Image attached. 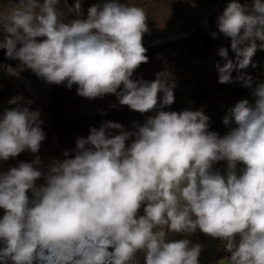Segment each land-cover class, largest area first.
Masks as SVG:
<instances>
[{
  "label": "clouds",
  "instance_id": "clouds-1",
  "mask_svg": "<svg viewBox=\"0 0 264 264\" xmlns=\"http://www.w3.org/2000/svg\"><path fill=\"white\" fill-rule=\"evenodd\" d=\"M59 2L0 4V49L21 62L19 71L68 89L77 85V95L89 100L115 94L132 111L160 110L134 131L113 122L91 128L86 139L77 138L74 158L65 151L47 174L38 156L0 173V264H139L138 252L145 264H198L200 245L167 241L168 233L197 229L224 242L229 264H264V83L253 90L254 104L242 99L227 111L222 123L236 127L221 137L209 131L202 109L163 110L174 103L176 86L167 71L153 81L131 79L148 62L142 7L107 0L89 7L86 18L65 23ZM81 9L82 0H75L68 11L81 17ZM217 24L235 53L233 61L227 48L218 51L224 60L216 64L218 82L230 84L233 71L257 67L253 57L264 51V3L232 0ZM235 79L247 88L254 83L248 75ZM39 116L28 107L4 111L0 161L39 152L45 139ZM220 161L226 175L212 170ZM41 177L45 184L37 187Z\"/></svg>",
  "mask_w": 264,
  "mask_h": 264
},
{
  "label": "trees",
  "instance_id": "trees-1",
  "mask_svg": "<svg viewBox=\"0 0 264 264\" xmlns=\"http://www.w3.org/2000/svg\"><path fill=\"white\" fill-rule=\"evenodd\" d=\"M149 0H123L121 4L128 3L134 6L142 7L148 19V33L145 34L146 41H152L157 38H164L166 42H157L156 45L150 46L146 53L148 62L143 63L135 70L131 79H143L144 81H153L158 73L167 71L170 76L178 78V85L173 89L174 104L171 111L182 112L184 110L198 111L204 109L209 117V131L216 132L223 137L228 134L222 126V114L220 101L227 99H237L247 91V87L243 86L242 82L236 81L237 75H247L245 70L240 73L233 71V82L230 84H220L218 82V71L216 64L221 66L224 60L218 55L221 47L227 48L229 59L235 61V53L231 51V40L228 37L216 36L213 38L208 33H192L193 27L196 26L197 20L192 8L187 0H157L156 4L148 5ZM75 0H70L65 5H59L58 10L63 13L62 19L65 23H70L72 19L86 18L89 7L96 5L94 0H82V16L77 17L73 12H69L68 8L73 7ZM183 20L180 28L175 29L174 23ZM186 32L187 37L176 40L168 39L166 32ZM5 33L0 31V39L4 38ZM44 38H37L40 42ZM147 45V44H146ZM200 57L208 62H213V69L210 72L211 85L203 83L198 86L192 93L193 109L188 103H181L180 98L185 96L184 92H179L180 87H186L190 84L192 71L196 68L192 64L195 57ZM26 75H31L40 82L46 84L50 90V102L43 106L42 116L39 120L42 121L41 129L45 134L44 141L41 142L39 153L51 161H62L65 151L69 152V157L74 158L75 146L77 138H87L91 128L99 129L105 122L119 123L127 131H134V124L142 125L150 116L149 112L141 114L130 110L127 106H121L115 94H107L103 98L89 100L84 98V104L80 101V96L77 95V85H73L68 89L65 84L54 85L48 84L41 78H38L35 73L25 68L22 71ZM201 69L197 70L196 74H200ZM259 79L264 83V71L259 72ZM123 89V85L118 91ZM162 93L158 94V101L162 97ZM9 96H12L10 89H5L0 93L2 99V109L0 116L5 110H11L15 107H26L36 109L35 101L28 96L18 105L9 103ZM28 101H32L28 104ZM81 108H85L86 113H82ZM209 108L215 109L212 114L208 111ZM116 130H110V135H118ZM130 138L126 144L129 146L132 142ZM35 158L30 151H24L15 158H9L7 161H0V173H6L10 168L17 167L20 162L31 163ZM227 166L225 161H220L214 164V167ZM48 172V171H47ZM47 172L45 174H47ZM45 184V179L41 177L36 181L37 187ZM31 199V192L28 193ZM4 215V210L0 209V218ZM144 215L141 212L140 216ZM2 246V244H0ZM230 253L224 249L212 251L207 257V263H219L224 259H228ZM9 264L11 262L9 261Z\"/></svg>",
  "mask_w": 264,
  "mask_h": 264
},
{
  "label": "rangeland",
  "instance_id": "rangeland-1",
  "mask_svg": "<svg viewBox=\"0 0 264 264\" xmlns=\"http://www.w3.org/2000/svg\"><path fill=\"white\" fill-rule=\"evenodd\" d=\"M70 0H67V3ZM96 4L103 5V3L107 2V0H94ZM123 0H118L119 3H122ZM190 7L192 8L194 15L196 16L197 24L192 29V33H208L212 34L213 32L217 33V36H223V34L219 33L218 30V24L217 20L220 15L223 14V11L227 7L229 3L232 2V0H187ZM12 2H18V0H12ZM39 2L42 4L43 0H39ZM262 3H264V0H261ZM9 3V0H0V4L7 6ZM157 0H149L148 5L156 4ZM248 6L251 7L253 0H248ZM59 5H65V0H60L59 4L57 5V8ZM74 20V19H72ZM71 20V21H72ZM183 20H179L174 23V28L178 29L182 26ZM146 34V33H145ZM145 34L143 35V46L147 49L150 46L156 45L157 42L162 41L164 38H157L152 41H146ZM165 35H167L170 40H176L179 38H185L187 37L186 32H166ZM4 38L0 39V42L3 41ZM259 44L260 41H257ZM147 44V45H146ZM17 47H20L18 44ZM146 52V53H147ZM253 63L257 65V67L253 68L249 66L245 71L248 76H251L253 78V85L252 88H248L245 93H243L239 98L237 99H227L220 101L221 108L223 109L222 114V121L223 117L227 114V111L234 107L237 102H239L242 99H246L249 101V104H254L255 97L253 96V90L255 87L260 84L259 79V72L264 71V51L257 50L256 54L253 57ZM21 62L16 59H9L6 57V50L0 49V93L4 92L5 89H10L12 92V96H9V99H12L14 97H23V100L26 99V97L30 96L34 99L36 109H33L34 111H39L40 116H42V109L43 106L47 105V103L50 102V90L46 86V84L40 82L36 78H33L31 75H26L22 71H19ZM193 66L196 68L195 71H192L191 76V82L186 87H180L179 92H184L185 96L180 98L179 101L181 103H188V105L193 109V91L198 87L203 85V83H206L207 85H211V77L210 72L213 69V62H208L207 60H204L200 57H195L192 60ZM11 69L15 72L18 71V75L11 74ZM201 69V73L198 75L197 70ZM169 84H175L177 87L178 85V78L174 76H170L168 79ZM80 101L84 104V99L80 96ZM2 99L0 97V109H2ZM174 104V103H173ZM173 104L169 107L164 108V111H170ZM24 107L26 105L24 104ZM30 109V108H29ZM82 113H86L85 108H81ZM160 110L157 108L155 111L149 112L150 116H155L156 112ZM204 114L207 116V112L202 109ZM32 111V109H30ZM211 114L215 112V109L209 108L208 110ZM223 128L227 131V133L234 127H236L234 121L230 123L228 126H225L222 123ZM126 146H128L126 144ZM39 157L41 160L40 170L43 172L48 171V166L52 164L54 161H51L47 158H45L42 154L39 152L36 154H33V157L36 159V157ZM243 168L242 164L237 165V170L239 172L240 169ZM226 169L227 166H221V167H214V172H219L221 175H226ZM144 205L141 206L140 210L138 211V216H140L141 212L143 211ZM187 239L189 243V247L200 245L201 251L198 257V264H229L228 259H224L220 261L219 263H207V257L212 251H219L224 249V242H222L219 239H214L210 236H207L203 234L199 229H197L194 233L191 234H183V233H168L167 235V241H175V240H182ZM238 240V238H237ZM109 251H112L111 248H109ZM137 260L139 264H145V256L143 253L138 252L136 254Z\"/></svg>",
  "mask_w": 264,
  "mask_h": 264
},
{
  "label": "built area",
  "instance_id": "built-area-1",
  "mask_svg": "<svg viewBox=\"0 0 264 264\" xmlns=\"http://www.w3.org/2000/svg\"><path fill=\"white\" fill-rule=\"evenodd\" d=\"M236 2H239V3H241V4H249L248 3V0H236ZM160 43H164V42H166L165 40H162V41H159Z\"/></svg>",
  "mask_w": 264,
  "mask_h": 264
},
{
  "label": "water",
  "instance_id": "water-1",
  "mask_svg": "<svg viewBox=\"0 0 264 264\" xmlns=\"http://www.w3.org/2000/svg\"><path fill=\"white\" fill-rule=\"evenodd\" d=\"M171 41V40H170Z\"/></svg>",
  "mask_w": 264,
  "mask_h": 264
}]
</instances>
